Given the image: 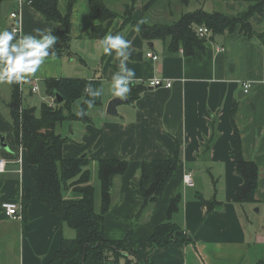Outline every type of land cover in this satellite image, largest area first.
Here are the masks:
<instances>
[{
  "label": "crops",
  "instance_id": "obj_1",
  "mask_svg": "<svg viewBox=\"0 0 264 264\" xmlns=\"http://www.w3.org/2000/svg\"><path fill=\"white\" fill-rule=\"evenodd\" d=\"M227 14L233 16L244 6L242 0H226ZM66 0L60 3L65 11ZM111 8L122 11L121 6ZM20 12L22 35H36L56 26L45 20L31 4L19 0H0V28H10L11 13ZM141 6L133 13L135 22L142 21ZM97 23L91 18L89 0H77L72 12V41L69 55L49 56L40 69L24 84L25 97L30 95L31 80L76 78L93 81L99 94L89 107V122L67 120L64 146L67 159L87 156L89 168L100 160L128 162L127 171L115 179L112 206L105 215V234L109 240L125 241L130 254L140 262L154 264H256L264 260V12L254 15V28L263 36L248 37L239 31L224 32L208 38L204 51L187 55L166 51L164 43L145 42L132 28L119 34L130 41L128 68L134 69L136 83L143 86L140 96L117 107V116L107 114L108 103L116 97L111 82L120 71L123 57L113 50L103 52L101 40L92 38ZM117 19L110 33L121 29ZM59 40L56 45L59 44ZM151 43L153 45H151ZM152 53L159 57L153 61ZM171 81L172 88H151V79ZM252 82L248 94L244 83ZM9 92V99L0 107V137L8 149L0 148V158L7 160L5 172L0 173V264H60L54 262L63 239H73L76 232L50 213L39 200L30 167L14 135L9 102L12 87L0 83ZM3 88H0L2 91ZM30 98V97H29ZM31 101L33 96L30 98ZM50 99V98H49ZM29 100V99H28ZM51 100V99H50ZM25 103V101H24ZM83 99L72 105L78 114ZM29 106L27 103H25ZM78 110L77 112H75ZM65 123V122H64ZM63 123V124H64ZM242 138L243 156L260 168L256 202L237 205L232 198L243 179L237 173L234 158L235 130ZM211 143L210 147L207 145ZM180 148L177 170L163 195L141 216L144 198L139 190L140 166L143 161L166 160ZM90 170V169H89ZM192 173L194 185L186 186L184 175ZM27 195L24 212L23 196ZM66 200H78L73 191H65ZM180 196L179 210L171 220L178 224L196 243V249L172 244L166 250H156L149 256V242L155 228L169 220L171 201ZM204 200L216 198L221 206L209 210ZM16 201L22 207V220L8 218L2 203ZM101 203V202H100ZM121 255L105 264H125ZM136 254V255H135ZM136 256V257H137ZM132 257V256H131ZM135 257V258H136Z\"/></svg>",
  "mask_w": 264,
  "mask_h": 264
},
{
  "label": "trees",
  "instance_id": "obj_2",
  "mask_svg": "<svg viewBox=\"0 0 264 264\" xmlns=\"http://www.w3.org/2000/svg\"><path fill=\"white\" fill-rule=\"evenodd\" d=\"M62 0H27L32 7L48 22L55 23L52 34L58 37L59 44L54 45L51 52L57 57L69 55L72 41V12L77 0H66V10L60 9ZM200 2H226V0H198ZM247 8L234 16L222 12L209 13L203 9L187 12L178 20L165 23H151L152 12L166 3L171 8L173 3L188 5L189 0H89L91 3V18L97 24L92 28V38L102 40L111 34L110 30L117 19L122 20L121 29L112 33L119 34L126 28L136 30L145 42L162 41L166 51L176 54L183 50L187 55L197 51H204L207 39L221 35L224 32L239 31L248 37L263 36L252 24L254 15L264 12V0H242ZM111 4L121 6L119 12L110 7ZM141 6L144 23L135 22L133 13ZM14 24L7 28L12 30ZM200 28H206L208 35L201 37ZM0 30H2L0 28ZM93 85V81L76 78L47 79L45 90L47 98H55L59 94L64 99L62 104L50 107L43 103L40 113L36 107L27 106L25 89L21 91L20 84L12 83V95L9 102L10 117L14 125V135L17 145L24 149L27 163L30 167L32 179L36 185L39 200L47 206L50 213L57 215L60 221L76 232L73 239H63L60 249L55 255L54 262L60 264H105L110 257L116 261L121 255H129L125 241L109 240L105 234V215L112 206V191L115 179L123 175L128 169V162L122 160H100L98 163V178L100 181L101 203L96 207V189L90 184L91 171L87 156L75 159L64 157V146L70 141L61 133V126L67 120L89 122L87 115L89 105L94 103V97L85 91L86 85ZM130 93V101L136 100L144 90L143 86H134ZM83 99L78 114L71 112L72 105ZM85 115L81 116V110ZM68 113L69 115H67ZM212 141L207 145L210 147ZM234 158L237 173L243 183L233 195V202L237 205L256 202L255 194L259 184L260 168L254 161H247L243 156L242 138L235 130ZM180 159V148L173 157L166 160L143 161L140 166L139 190L144 198L141 216L164 193L177 170ZM65 191H73L80 195L78 200H66ZM209 210L221 206L216 199L204 200ZM28 196H23L24 212ZM181 197L174 198L168 210L169 220L158 225L149 242V256L156 250H166L172 244H182L196 249V243L171 218L178 212ZM133 254V253H132ZM126 257L125 264H154L149 260L140 262L138 256ZM136 257V258H135ZM256 264H264L259 261Z\"/></svg>",
  "mask_w": 264,
  "mask_h": 264
},
{
  "label": "clouds",
  "instance_id": "obj_3",
  "mask_svg": "<svg viewBox=\"0 0 264 264\" xmlns=\"http://www.w3.org/2000/svg\"><path fill=\"white\" fill-rule=\"evenodd\" d=\"M145 21H141L144 23ZM139 31V25L136 26ZM36 35L27 34L18 37L15 30H0V83H23L34 75L45 63L49 51L56 45L58 37L52 34V30L42 31L36 29ZM103 52L110 55L113 50L119 57H123L120 63V71L113 75L111 82L112 93L116 97L125 98L131 91L130 86L136 83L134 69L128 68L126 60L129 56L130 41L121 34H108L101 40ZM35 91V90H34ZM85 91L90 96L99 93L94 86L86 85ZM91 107L92 101H87ZM82 109L79 115H85Z\"/></svg>",
  "mask_w": 264,
  "mask_h": 264
},
{
  "label": "rangeland",
  "instance_id": "obj_4",
  "mask_svg": "<svg viewBox=\"0 0 264 264\" xmlns=\"http://www.w3.org/2000/svg\"><path fill=\"white\" fill-rule=\"evenodd\" d=\"M189 1L190 2L188 5H183L181 3H173L171 8H168L166 3H162L161 7L156 8L152 12V19L150 20V22L151 23L173 22L175 20H178L182 14L187 13V12H193V11L198 10V9H203L204 11L209 12V13H214V12L227 13V10H228L226 2H216V3L215 2H205V3H203V2H200L198 0H189ZM139 7H137V8H139ZM246 8H247V4L244 2L243 8L241 10L237 11L236 14L243 12V10H245ZM236 14H234V15H236ZM38 86H39L40 94L34 95L32 101L30 99L32 97V95L31 96L27 95L28 97L27 98L25 97V103H27V104L29 103L28 104L29 106L36 107L37 112L40 113L42 104L43 103L49 104L50 99L47 98L46 90H45V86H44L43 82L38 81ZM0 88H3V90L0 91V107H3L4 106L3 103H6L5 101H8L10 96H9V92H7V88L5 87V85L1 86ZM71 111H72V107H71ZM77 111L78 110H76L75 112H77ZM66 114L69 115L68 113H66ZM68 129H69V125L67 122H65L63 124V133H67L66 131ZM60 130H61V128H60ZM64 137H67V136L64 135ZM89 169L91 171L90 184L97 191L96 207H97V210H99L100 209V202H101V195H100V187L101 186H100V181L98 178V168L97 167L92 168L90 166Z\"/></svg>",
  "mask_w": 264,
  "mask_h": 264
},
{
  "label": "built area",
  "instance_id": "obj_5",
  "mask_svg": "<svg viewBox=\"0 0 264 264\" xmlns=\"http://www.w3.org/2000/svg\"><path fill=\"white\" fill-rule=\"evenodd\" d=\"M19 1L21 4H24L27 2V0H19ZM11 18L13 21H15V24H16L12 28V30H15L18 37L23 36L21 29H20V22H21L20 12L19 11L12 12ZM198 33L201 37H206L208 35V30L206 28H200ZM147 57L151 58L153 61H157L159 59L158 56H156L152 53L147 54ZM24 84H25V82L20 83L21 91L24 89ZM146 85L151 87V88L165 87V88L170 89V88H172L173 83L171 81H164V80H161L159 78H154V79H151L148 82H146ZM252 87H253L252 82L244 83L245 93L248 94ZM29 90H30V95H32V96L40 94V90H39L37 80H31L30 85H29ZM48 105L50 107L56 106L55 98H52ZM20 149H21V155L19 156L18 163L22 164L23 157H24L22 153L24 152V149L22 147H20ZM7 163H8L7 160H5L4 158H0V173L5 172ZM183 179H184V183L186 186L192 187L194 185L192 173L185 174ZM2 209L5 213V215L12 220H22L23 219V214H22L23 209H22V207H20V204L16 201L3 202L2 203Z\"/></svg>",
  "mask_w": 264,
  "mask_h": 264
},
{
  "label": "water",
  "instance_id": "obj_6",
  "mask_svg": "<svg viewBox=\"0 0 264 264\" xmlns=\"http://www.w3.org/2000/svg\"><path fill=\"white\" fill-rule=\"evenodd\" d=\"M151 45H153L151 43ZM129 51V50H128ZM129 55H133V52L129 51ZM56 101L58 102V104H62L64 102V99L61 98V96L59 94L55 95ZM127 99H123V98H114L112 99L107 106V114L110 116H117L118 112H117V107L120 104H123L125 102H127ZM0 148L2 149H8V146L5 144V138L4 137H0Z\"/></svg>",
  "mask_w": 264,
  "mask_h": 264
}]
</instances>
